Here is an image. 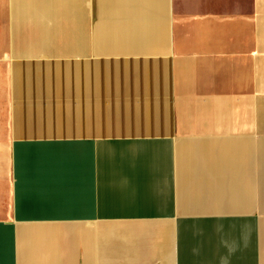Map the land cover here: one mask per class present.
Here are the masks:
<instances>
[{"label":"crops","instance_id":"obj_1","mask_svg":"<svg viewBox=\"0 0 264 264\" xmlns=\"http://www.w3.org/2000/svg\"><path fill=\"white\" fill-rule=\"evenodd\" d=\"M263 16L262 0H0V264H31V239L59 248L42 264H264V220L229 218L193 148L236 129L178 122L180 69L220 63L234 95Z\"/></svg>","mask_w":264,"mask_h":264},{"label":"bare ground","instance_id":"obj_2","mask_svg":"<svg viewBox=\"0 0 264 264\" xmlns=\"http://www.w3.org/2000/svg\"><path fill=\"white\" fill-rule=\"evenodd\" d=\"M262 8L264 10V0H262ZM262 23L264 24V16L262 18ZM256 72H257L256 83L257 85L264 88V59H260L258 61V64L256 65ZM213 73H214V68L211 63L207 64V63H198V62L194 64L184 65L179 71V86L181 91L178 99V106H179L178 122H180V124H182V122L183 123L187 122L189 125L188 127L190 129H193L194 131H196V128L197 130L198 129L215 130L218 127L220 128L226 127V121H225L226 110L225 107L223 109L220 105V101H222L221 98H214L213 96L210 97L211 94H209L213 91H216V89L217 91H220L219 93L225 92L224 75L222 77H219L220 79L219 82H216L214 80H210V82L204 81L207 77H209ZM233 73H234L233 75L234 87H238L239 85L238 81L241 78L240 73L235 67ZM242 77L243 80L240 84L242 88H246V85L248 83L247 78L245 74H243ZM190 89L191 90L196 89L198 90V92H201L202 94L207 96L206 102L201 104L198 101H196V99L192 97V94H190L191 93ZM236 90L238 89H235V91ZM246 117L247 116L244 115L242 119L245 120ZM243 123L244 121L242 122V124ZM236 128H237V123H236ZM193 148L194 150L196 148L198 149L200 148V154L203 159V162L206 163L210 169H214L217 172L218 174L217 175L218 178H216L217 182L219 179V172L220 174L221 173L224 174L223 182L225 185V194H226L225 201L227 206V214L238 215L251 209L252 184L250 182L249 175L245 181V188H246L245 191L243 190L244 186L242 188L241 185L235 183L237 179L236 177L240 173L244 165L246 166L249 172V162H248L249 152H248L247 138L238 139L233 137L231 134H229L227 138L212 139L207 143L196 144V146H193ZM260 152H262L264 155V146L260 147ZM220 185H222V182L220 183ZM262 230L264 231V227H262ZM69 252L70 250L66 248L65 249L66 257L67 254H70ZM27 255L28 257L30 256L29 245L27 247ZM43 255H46V253L44 252ZM47 264H53V263H47Z\"/></svg>","mask_w":264,"mask_h":264},{"label":"rangeland","instance_id":"obj_3","mask_svg":"<svg viewBox=\"0 0 264 264\" xmlns=\"http://www.w3.org/2000/svg\"><path fill=\"white\" fill-rule=\"evenodd\" d=\"M257 61L247 62V68L238 69V64H236L235 68H237L238 72L240 73V79L238 81L239 85L238 87H234V89H238L235 91L234 95L227 94L225 96L224 92L219 93L220 91H213L209 94L210 97L214 98H221L222 101H220L221 107L224 109L226 108V118L229 121L228 131H223V134H228L229 130L232 132L235 131V122L237 123L236 128V135H233V137L238 139H244L247 138L248 140V162H249V172L244 165L240 173L237 175L236 184H239L244 186L245 191V181L249 175L250 182L252 184L251 187V195H252V206L251 209L247 210L246 212H243L242 214L238 215H246V214H253L252 215H246V216H260V222L263 223L264 220V155L262 152L256 156L257 152V145L258 148L260 147V143L264 142V88L257 85V72H256V65L258 64ZM214 68V73L207 77L204 81L210 82V80H214L216 82H219V77H222L224 74L222 73L221 64L218 63H211ZM243 74H245L247 78V85L246 88H242L241 82L243 80ZM238 80V79H236ZM255 89H254V88ZM222 88V87H220ZM191 90V89H190ZM192 97L196 99L199 103L203 104L207 100V96L202 94L201 92H198V90H191ZM235 105V106H234ZM246 117V123L245 120H243V116ZM235 119V120H234ZM244 123L242 124V122ZM182 127L186 131L190 132H196L201 131V129L196 128V131L193 129H190L187 122H182ZM225 128L226 127H222ZM220 129V127L216 128ZM229 135V134H228ZM228 136H225L223 138H227ZM264 146V144H263ZM256 151V152H255ZM246 156V153H245ZM244 156V158H245ZM257 158V160H256ZM244 160V159H243ZM256 166V168H255ZM251 168V170H250ZM255 176H256V206L255 209H258V213L254 211V193H255ZM228 215V214H227ZM233 215V214H232ZM244 216V217H246ZM235 217V216H229ZM243 217V216H242ZM50 233V232H49ZM31 239V238H30ZM37 239H31L29 244V253H30V259H32V264H39L38 262L34 263V260H36L43 255L45 252V256H54L58 253V248L52 244V242H46L42 243L40 241H34Z\"/></svg>","mask_w":264,"mask_h":264}]
</instances>
